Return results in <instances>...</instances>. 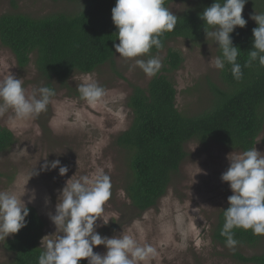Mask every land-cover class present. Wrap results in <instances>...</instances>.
<instances>
[{
  "label": "rangeland",
  "instance_id": "obj_1",
  "mask_svg": "<svg viewBox=\"0 0 264 264\" xmlns=\"http://www.w3.org/2000/svg\"><path fill=\"white\" fill-rule=\"evenodd\" d=\"M200 1L176 0L168 9L177 15L196 7ZM257 3L258 0H247L242 12L254 23L250 17L255 12L259 14ZM80 8V3L70 1L0 0V16L23 13L40 18L56 13L75 14ZM170 50L180 52L184 59L178 71L167 74L177 90L178 110L187 116L207 111L212 104L213 86H222L221 71L208 63L211 57L218 56V45L206 37L197 44L179 38L152 56L158 57L163 67ZM34 60L33 57L21 69L15 55L0 43V76L9 69L16 78L23 79L28 94L47 85ZM131 64L116 53L112 62L92 74H74L65 84L53 80L55 94L46 110L32 119H16L15 128L11 127L15 117L12 109L0 114V126L9 129L16 138V144L0 155V190L22 196L26 189L22 199L44 219L45 237L56 232L49 214L55 215L58 196L66 181L74 174L80 177L102 167L112 186L107 211L117 215L108 225L98 220L96 231L109 238L119 236L122 231L130 232L142 245H151L156 255L148 264H242L233 257L235 251L248 257L263 253L264 238L255 247L231 249L213 240L218 215L229 205L228 198L233 194L229 184L221 180L230 166L226 157L232 152H242L214 141L186 144L187 156L179 172L173 175L166 196L146 212L134 208L126 193L132 179L130 153L117 145V139L133 122L128 107L133 87L146 88L154 76L148 77L139 67L130 70ZM86 82H95L105 90L102 103L93 105L83 97L79 87ZM255 148L264 154V130ZM54 160L67 166L65 176L59 175V168L41 171L46 161ZM109 164L111 168L107 167ZM195 164L202 171L194 177ZM34 169L38 174L30 178ZM33 193L35 199L28 203ZM12 237L0 240V264H11L13 260L6 247ZM93 251L103 255L107 250L101 245Z\"/></svg>",
  "mask_w": 264,
  "mask_h": 264
},
{
  "label": "trees",
  "instance_id": "obj_2",
  "mask_svg": "<svg viewBox=\"0 0 264 264\" xmlns=\"http://www.w3.org/2000/svg\"><path fill=\"white\" fill-rule=\"evenodd\" d=\"M80 3L75 14L56 13L40 18L23 13L0 16V43L16 58L18 67L25 69L34 57L37 71L46 79L52 94V81L65 84L74 74L89 75L113 61L114 44H118L117 29L111 10L116 0H53ZM82 1V2H81ZM176 0H165V7ZM258 13H264V0H258ZM215 0H201L199 4L177 14L175 29L160 37L163 47H153L157 54L167 43L179 38L194 44L204 40V22L200 15ZM243 16V15H242ZM244 28L231 34L233 45L240 54L237 62L243 76L236 80L231 65L221 71L222 86H213L210 108L196 116L182 114L177 108V90L167 74L178 71L184 62L180 52L170 50L164 66L146 88L133 87L128 107L133 116L130 128L117 139V145L130 153L132 179L126 193L140 213L155 207L166 196L172 177L179 172L187 156L186 144L192 141H214L239 151L257 144L264 130V67L258 61L244 67L252 49L253 29L258 25L247 17ZM117 39V40H116ZM221 55L220 49L218 56ZM16 144L14 134L0 126V155ZM218 215L213 240L226 246L221 236L225 223L224 211ZM46 223L34 208H29L26 227L6 244L13 254L11 264H38L44 250L41 241ZM236 246H257L264 236L253 235L251 230L234 229ZM233 257L242 264H264V252L251 257L235 251ZM79 264H88L80 261Z\"/></svg>",
  "mask_w": 264,
  "mask_h": 264
},
{
  "label": "clouds",
  "instance_id": "obj_3",
  "mask_svg": "<svg viewBox=\"0 0 264 264\" xmlns=\"http://www.w3.org/2000/svg\"><path fill=\"white\" fill-rule=\"evenodd\" d=\"M246 3L247 0H215L200 15L206 40H213L221 51V55L211 57L209 65L220 71L226 64L231 65L236 80L242 78L243 72L237 62L240 50L233 45L231 34L237 27L242 29L247 24L242 16ZM111 13L119 40L113 46L119 58L132 62L130 70L139 67L148 77L155 76L162 63L151 55V50L163 47L160 37L175 29L177 16L165 7V0H116ZM250 18L258 27L253 29L252 49L248 51L249 59L244 67H251L256 61L264 67V13L255 12ZM79 91L93 105L102 103L106 95L95 82L82 84ZM51 96L47 87L34 89L28 94L23 79L16 78L9 69L0 76V114L9 109L14 111L13 128L16 119H32L45 111ZM226 158L230 166L221 180L229 184L233 194L228 198L230 206L224 211L221 236L226 238V246L231 249L238 244L234 229L251 230L253 235L264 236V154L254 147L232 152ZM107 167L111 168V165ZM196 167L194 177L202 171ZM57 168L62 177L68 172L67 166H61L59 160L46 161L41 171ZM37 174L34 169L30 178ZM111 187L110 176L102 167L80 177L74 174L66 181L58 196L55 215L49 214L56 232L42 238L44 250L38 257V264H79L82 260H87L88 264H148L156 255L151 245H142L130 232L122 231L119 236L109 238L96 231L98 220L108 225L117 215L107 211ZM25 192L18 196L0 190V240H6L26 227L29 208L22 199ZM34 199L33 193L28 203ZM101 245L106 248V253H94V247Z\"/></svg>",
  "mask_w": 264,
  "mask_h": 264
}]
</instances>
